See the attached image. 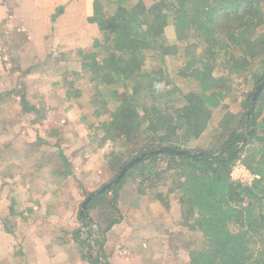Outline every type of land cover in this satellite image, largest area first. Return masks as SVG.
<instances>
[{"label":"trees","instance_id":"16d2710c","mask_svg":"<svg viewBox=\"0 0 264 264\" xmlns=\"http://www.w3.org/2000/svg\"><path fill=\"white\" fill-rule=\"evenodd\" d=\"M125 1L113 0L115 9L108 17L88 18L96 23L100 39L90 51L77 54L105 111L94 110L105 117L89 126L91 139L99 148L107 141L114 145L103 186L129 161L143 157L89 200L83 214H77L79 223L87 228L90 212L96 211L101 234L118 225L119 187L130 178L137 194L150 191L165 208L173 198L179 224L199 241L187 249L188 264H264V85L250 106L264 80V0H156L149 7L139 0L128 9ZM169 23L174 43L166 39ZM177 54L184 66L175 77L194 84L197 92L186 94L176 85L168 91L173 76L166 58ZM216 77L228 82V91L219 88ZM234 79L242 83L234 87ZM105 83L121 90L111 94L112 101L100 90ZM241 84L246 90L241 100H233L240 101L237 111L225 112L214 130L224 138L213 149L194 147L202 135L195 134L197 127L208 125ZM21 105L35 110L24 97ZM189 128L186 144L180 135ZM237 165L249 172L250 181L231 177ZM81 234L80 227L72 232L79 248L87 243ZM82 258L88 264L102 259L109 264L98 253Z\"/></svg>","mask_w":264,"mask_h":264},{"label":"rangeland","instance_id":"374dc122","mask_svg":"<svg viewBox=\"0 0 264 264\" xmlns=\"http://www.w3.org/2000/svg\"><path fill=\"white\" fill-rule=\"evenodd\" d=\"M138 1L128 0L127 9ZM142 1L149 7L156 0ZM114 9L113 0H95L87 17L99 14L105 18ZM87 17L78 19L75 39L68 41L60 40L52 31L36 40L28 27H20L27 30L24 33L29 38L16 39V46L23 44L17 49L19 59L9 54L5 74L0 73V84L1 80L4 82L0 87V195L7 194L10 198L7 206L10 220L5 224L18 230L17 238L21 241L16 256L22 257L19 252L27 245L40 243L34 241L36 237V241L51 239L52 243L63 245L57 254L70 264L86 262L82 257L89 253L91 257L97 253L104 255L109 264H188L187 249L198 246L199 241L195 233L187 232L179 224L173 198L169 199L170 207L165 208L154 200L152 192L143 189L137 194L130 178L120 184L117 207L122 218L111 231L101 234L96 211L90 212L87 228L77 219L86 197L106 182L109 176L106 165L114 148L109 141L96 147L97 141L91 139L93 131L89 126L105 117L96 116L94 110L103 115L105 111L98 102L102 98L96 96L99 90L94 89L90 76L81 68L77 54L79 50L90 51L93 41L100 39L96 23H90ZM165 34L168 43L175 42L170 23ZM2 44L0 40V53ZM180 55L166 58L169 75L173 76L168 91L172 93V85H176L186 94L197 92L194 84L175 77L184 66L176 58ZM224 80L216 77L219 88L227 85ZM233 82L234 87L242 83L238 79ZM245 88V84L237 86L228 95L223 110H216L208 125L200 126L203 130L197 127L195 134L202 135L194 141V147L216 148L224 133L214 130L220 126L225 112L237 111L240 101L233 100H241ZM100 90L110 100L112 93L121 92L110 88L109 83L101 85ZM22 97L30 107L35 106L34 111L23 108ZM191 133V128L184 131L180 141L186 143ZM78 227L82 232L80 238L88 243L83 248L72 238Z\"/></svg>","mask_w":264,"mask_h":264},{"label":"crops","instance_id":"0c3cea01","mask_svg":"<svg viewBox=\"0 0 264 264\" xmlns=\"http://www.w3.org/2000/svg\"><path fill=\"white\" fill-rule=\"evenodd\" d=\"M94 2L95 0H0V40L3 43L0 53V73H4L6 64L9 63L7 60L9 54L12 57L13 54L16 56L17 51L23 47V44L19 46L15 44L16 39H24L27 36L24 33L27 30L24 31V28L20 29V27H28V32H31L36 40L41 35L46 37L44 34L51 31L54 35L57 34L60 40L61 38L66 41L74 40L76 35L74 28L78 24V19L91 14L90 10ZM4 78L3 75L2 79ZM3 86L4 82L1 80L0 87ZM9 201V195H0V264H70L68 259L57 254L63 245L52 243L51 239L36 241L35 237L34 241L40 243L27 245L23 252H19L22 257L16 256L15 251H18L21 240L17 238L18 230H12L5 224L10 220V216L7 215ZM78 262L88 264L83 260Z\"/></svg>","mask_w":264,"mask_h":264},{"label":"water","instance_id":"95a60500","mask_svg":"<svg viewBox=\"0 0 264 264\" xmlns=\"http://www.w3.org/2000/svg\"><path fill=\"white\" fill-rule=\"evenodd\" d=\"M263 85H264V80L254 90L253 95H252V98H251V101H250V106H251L252 102L255 100V97H256L257 93L259 92V90L262 88ZM160 150H165V149H160ZM170 152L178 153L177 151H173V150H171ZM142 157H143V155L140 156V157H136L135 159L129 161L127 164H125L123 166V168L121 169V171L119 172V174L117 175V177L113 181H111L110 183H108L105 186H102L99 190L90 193L86 197V199L84 200V202L81 205L80 214H83V209H84L85 205L89 202L90 199H92L93 197L97 196L99 193L103 192L105 189L109 188L110 186L116 184L118 182V180L122 177V175L125 172V170L127 168H129L130 166H132L136 161H138Z\"/></svg>","mask_w":264,"mask_h":264},{"label":"built area","instance_id":"2783aa9c","mask_svg":"<svg viewBox=\"0 0 264 264\" xmlns=\"http://www.w3.org/2000/svg\"><path fill=\"white\" fill-rule=\"evenodd\" d=\"M238 173V174H237ZM239 173L241 174L239 176ZM231 177L233 179H238L240 181H250L252 179V176L249 174V172L242 166L237 165L231 172Z\"/></svg>","mask_w":264,"mask_h":264}]
</instances>
